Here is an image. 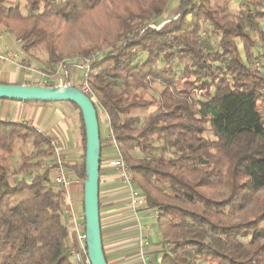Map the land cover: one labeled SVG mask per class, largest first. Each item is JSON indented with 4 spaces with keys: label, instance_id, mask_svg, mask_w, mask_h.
<instances>
[{
    "label": "trees",
    "instance_id": "obj_1",
    "mask_svg": "<svg viewBox=\"0 0 264 264\" xmlns=\"http://www.w3.org/2000/svg\"><path fill=\"white\" fill-rule=\"evenodd\" d=\"M114 1L0 0V27L18 35L27 57L44 44L58 64L66 59L59 29L80 27ZM107 15L110 50L88 74L98 103L88 97L100 132L99 105L109 114L146 208L159 213L161 264H264V73L253 68L264 63V0H242L237 14L228 0H128ZM93 45L81 56L101 50ZM71 104L84 155L69 169L85 182L86 130ZM18 140L33 151L15 167ZM54 159L47 135L0 121V264H79L66 191L47 168Z\"/></svg>",
    "mask_w": 264,
    "mask_h": 264
},
{
    "label": "crops",
    "instance_id": "obj_2",
    "mask_svg": "<svg viewBox=\"0 0 264 264\" xmlns=\"http://www.w3.org/2000/svg\"><path fill=\"white\" fill-rule=\"evenodd\" d=\"M15 2L6 0L10 6ZM4 29L0 27V84L27 85L29 82L26 81L24 68L19 65L20 61L1 59L9 53L19 54L7 52L10 36ZM138 112L135 115H145ZM0 121L36 128L51 141H59L70 181L65 188L66 210L72 207L85 222L84 181L69 169L70 165L81 162L84 155L80 118L73 105L68 102L27 103L0 99ZM101 154L99 206L102 244L108 264H161L159 251L163 239L156 211L147 209L146 205L137 210L131 207L130 189L117 170L109 165L117 155L115 149L103 142ZM134 190L139 197L145 198L135 182ZM74 237L69 245L75 241Z\"/></svg>",
    "mask_w": 264,
    "mask_h": 264
},
{
    "label": "rangeland",
    "instance_id": "obj_3",
    "mask_svg": "<svg viewBox=\"0 0 264 264\" xmlns=\"http://www.w3.org/2000/svg\"><path fill=\"white\" fill-rule=\"evenodd\" d=\"M228 1L230 2L231 12L237 14L238 7L242 0H228ZM18 2L19 0H16L15 5ZM123 2L126 3L128 2V0H115L114 3L111 5L110 10L104 13L101 12L100 14H96L93 18H89L88 20H86L78 28L66 27V29L65 28L59 29V31L62 32V36L64 35L61 38L62 40L59 44V51L63 53L66 57L65 61L61 63L58 64L49 63V54L46 45L44 44L38 46L34 51H32L31 54L32 57L30 58L27 57L22 50V43L21 41H19L18 35L14 31L9 29H4V32L10 36L9 48H7L8 50L7 52H17L20 55L9 53L8 55H3V57H5L6 61H12V62H16V60L20 61L21 64L19 63V65H22V67L24 68L26 81L29 82L27 85L33 86V83H31L32 81L31 79L32 77H37V74L35 72H47L50 77L49 85L55 87L57 83H55V81H53L52 79L55 77L54 75H56L55 74L56 70L54 66L62 65L63 68H61L59 74L60 80L58 82H62L63 84L69 82L73 87L80 88L83 83L84 71L77 67L82 66L84 60L87 59L81 56L80 51L83 50L84 48H88L89 46H94L93 44H96L100 47L101 50L93 56H95L94 59H100L110 50L109 42L111 41L112 36H111V28H110L111 26L109 25L110 22L107 18L108 17L107 14L110 13L114 14L123 4ZM22 4L25 5V3ZM172 13H173L172 10L169 11L165 18L166 19L170 18L172 16ZM162 26L163 25H159L158 29ZM262 26L264 27V22H262ZM57 27H58L57 25L54 26L52 25V30H56ZM262 42L263 41H260L261 44L260 47H264ZM238 43L241 50V54L245 59V52L243 49V45L241 44L240 41H238ZM253 68L264 73V63H262V61L260 60L254 61ZM154 88L160 92L162 90V85L158 83L154 84ZM75 112L77 113V115L79 114L76 108H75ZM138 113L143 115L146 113V111H140ZM104 129H105V125L101 124V132H103ZM32 151H33V147L31 143L18 140L16 142L15 154L12 158V162L14 166L17 167L20 164L21 155L23 153L29 154ZM132 154L135 156L136 155L141 156L139 152L137 153L132 152ZM52 163L53 162L47 163V166L51 165ZM134 182L137 184L136 179H134ZM163 190L168 192V187L164 186ZM216 193L219 195H225L226 190L224 187H220L216 189ZM263 195L264 193H262L261 196Z\"/></svg>",
    "mask_w": 264,
    "mask_h": 264
},
{
    "label": "water",
    "instance_id": "obj_4",
    "mask_svg": "<svg viewBox=\"0 0 264 264\" xmlns=\"http://www.w3.org/2000/svg\"><path fill=\"white\" fill-rule=\"evenodd\" d=\"M0 99L42 103L68 102L76 104L81 110L86 130L84 207L89 260L90 264H108L102 244L99 206L101 132L94 103L86 94L74 87H35L13 84H0Z\"/></svg>",
    "mask_w": 264,
    "mask_h": 264
},
{
    "label": "built area",
    "instance_id": "obj_5",
    "mask_svg": "<svg viewBox=\"0 0 264 264\" xmlns=\"http://www.w3.org/2000/svg\"><path fill=\"white\" fill-rule=\"evenodd\" d=\"M95 56L92 58L86 59L83 62L82 66H79L77 68H80L81 70L84 71V77H83V83L80 88H76L80 91H82L84 94L87 96H92L95 101L97 102V99L95 98L92 89L89 86L88 82V74L91 69L92 64L96 59H94ZM2 60H6L5 57L1 56ZM56 70V75L55 77L52 78L55 83V87H61V88H68V87H73L71 83L67 82L66 84H63L62 82H58L60 80V71L62 65H56L54 66ZM35 72V71H34ZM37 74V77H32L31 83H33V86L35 87H48L51 86L49 85V75L47 72H35ZM67 76V74H66ZM54 84V83H53ZM54 87V86H51ZM75 88V87H74ZM98 103V102H97ZM99 114L100 118L102 120V124L105 125L106 129L103 131V142H105L108 146L112 147L116 151V157L115 159L111 160L109 162V165L116 169L117 172L120 174L124 182L127 184L128 188L130 189L131 192V200L130 204L131 207L134 210H137L138 208H142L143 206L146 205V198H141L139 197L135 190H134V178L133 174L128 168L124 157L121 153V150L118 145V141L115 135V132L111 126V120L110 116L107 113V111L99 105ZM52 146L55 149V159L53 163L47 168H50L54 172V184L57 187H63L66 188L69 186L70 181L67 178L66 170H65V161L63 159V154L62 150L60 148V144L58 140H52ZM66 220L67 224L71 228V231L73 235L75 236V241L70 245V253L73 257V259L79 263V264H90L89 260V253H88V248H87V231H86V223L84 220L82 221V218L79 217L77 212L72 208H68L66 210ZM155 217H159V213L155 212Z\"/></svg>",
    "mask_w": 264,
    "mask_h": 264
}]
</instances>
